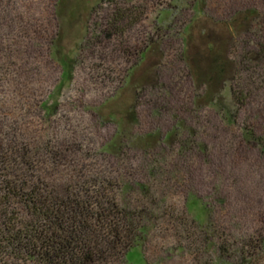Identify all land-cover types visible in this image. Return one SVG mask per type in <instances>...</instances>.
<instances>
[{
    "label": "rangeland",
    "instance_id": "rangeland-1",
    "mask_svg": "<svg viewBox=\"0 0 264 264\" xmlns=\"http://www.w3.org/2000/svg\"><path fill=\"white\" fill-rule=\"evenodd\" d=\"M57 38L74 59L60 91ZM244 124L264 137V0H0V153L24 147L56 182L115 180L147 229L117 264H264V156Z\"/></svg>",
    "mask_w": 264,
    "mask_h": 264
},
{
    "label": "trees",
    "instance_id": "trees-1",
    "mask_svg": "<svg viewBox=\"0 0 264 264\" xmlns=\"http://www.w3.org/2000/svg\"><path fill=\"white\" fill-rule=\"evenodd\" d=\"M201 8L197 7V13ZM196 18L184 27L183 48L192 41ZM58 41L57 38L53 47L61 66L56 91L71 78L74 66V59L71 61L63 53ZM146 51L147 48L141 51L140 56L144 57ZM54 91L48 98H54ZM231 97L234 104L244 99L241 92H231ZM197 98L203 100L196 101L197 107L211 102ZM216 104L225 106L220 101ZM41 105L46 113H51L57 102L46 99ZM225 110L231 119L229 108ZM175 134V129L170 130L162 140L168 142ZM241 136L244 142L258 144L264 156V137L256 135L248 124L243 125ZM53 147L44 145L43 153L55 165L60 154ZM112 148L116 152L122 147L115 148L113 144L102 149L110 152ZM26 153L24 147L2 149L0 153L1 163L12 166V173H6L0 181V258L22 264H117L122 258L128 261L129 250L141 245L147 229L139 225L137 212L118 200L117 182L101 174L52 181L40 175L36 161ZM140 188L145 186L140 184ZM15 202L22 204L24 216L13 207Z\"/></svg>",
    "mask_w": 264,
    "mask_h": 264
}]
</instances>
